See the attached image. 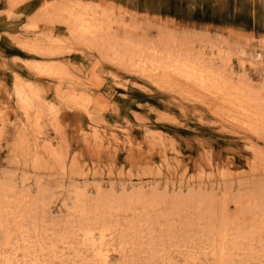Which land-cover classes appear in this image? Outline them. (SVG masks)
I'll return each instance as SVG.
<instances>
[{
	"label": "rangeland",
	"instance_id": "rangeland-1",
	"mask_svg": "<svg viewBox=\"0 0 264 264\" xmlns=\"http://www.w3.org/2000/svg\"><path fill=\"white\" fill-rule=\"evenodd\" d=\"M79 1L91 2L90 10L118 43L130 37L152 52L202 61L233 83L244 78L259 88L264 81L260 66H251L252 55L259 53L264 61V0H0V252L13 258L14 252L2 243L4 234L30 209L37 210L43 239L74 224L66 220L76 219L71 217L74 197L82 189L88 201L111 200L113 194L137 187L156 190L157 197L161 191L171 197L192 190L193 197L207 199L202 210H213L216 217L223 208L243 211L241 230L263 218V125L254 134L231 120L232 112L219 95L184 86L182 77L172 73L142 71L127 59L119 64L111 60L107 46L74 38L58 20L67 17L58 6L69 2L79 9ZM89 12L83 14L89 17ZM31 46L53 48L54 53L57 48L58 53L45 54ZM44 63L56 65L59 78L32 67ZM17 80L31 99L28 111L17 99ZM80 93L90 97L87 111L66 98L73 94L83 98ZM52 110L58 113L56 120L48 119ZM95 130L98 141L92 138ZM137 204L116 212L112 220L130 219L131 211L140 209ZM249 206L257 209L250 211ZM27 219L30 230L35 220ZM106 238L110 263L127 264L134 257L133 264H151L140 250L112 251L121 241L117 232ZM261 238L264 241L262 233ZM80 239L76 231L68 244L57 246L60 256L81 253L89 259L87 264H97ZM20 243L21 238L13 235L12 246L19 251L14 260L27 264L31 259L23 257L26 245ZM169 249L171 262L183 264L182 254L175 247ZM240 256L232 255L237 264ZM202 261L215 263L208 255L200 256L196 264ZM248 262L264 264V257L259 253Z\"/></svg>",
	"mask_w": 264,
	"mask_h": 264
},
{
	"label": "bare ground",
	"instance_id": "bare-ground-1",
	"mask_svg": "<svg viewBox=\"0 0 264 264\" xmlns=\"http://www.w3.org/2000/svg\"><path fill=\"white\" fill-rule=\"evenodd\" d=\"M10 1L15 2V0ZM78 3H80L79 9H77L74 4L69 2L60 4L58 6L59 13L61 12L67 15V17L64 16V19H60L58 17V20L59 22L65 24L74 38L85 40L87 44L89 43L88 45L98 43L103 47L107 46L109 48L107 54H110L111 60L116 61L119 64H122L125 59H127L129 60L128 63L131 65H133L135 62L134 66L140 68L142 71L149 69L155 70L158 73L162 71L163 73L167 72L170 74H175L177 77L180 76L182 77L181 80H183L182 84L184 86H192V89L194 88L196 90L199 87L204 91L202 94L219 95V101L229 106V111L232 112L230 115L233 122L235 121L241 123L240 125L243 124V126H246V128H248L254 134L255 132H258V129L260 131L259 127L262 125L264 128V122H262L264 120V81L259 88H254L253 85L247 81L248 79L246 80L244 78L243 80L233 83L228 78L226 80L223 79L221 71L213 69L205 63L202 64V61L193 62L187 57L183 56H180L182 57L180 59L179 57H174V53L172 54L169 51L165 53H162V51L152 52V50L145 47L143 43H136L130 37H128L126 40L123 39L124 41L122 43H118L114 40V37L103 28V21L97 17V13H92L91 10L94 7H90L91 2L89 3L79 1ZM89 10L92 15H90ZM88 12L90 15L89 17H87ZM83 13H86L87 16ZM55 15V20H57V14L55 13ZM83 15L86 17L84 18ZM54 16H52V18ZM101 17H103L102 14ZM56 40L57 39L54 38L53 42H56ZM36 47L42 52H45V54L58 53L57 48L55 49L56 52L54 53L52 52L54 49L51 47L50 48L52 51L47 47ZM36 47L31 46L30 48L37 51L38 49H36ZM60 47L61 46H59V48ZM240 54L242 56L245 54V51L241 49ZM229 55L230 53L228 51V55L224 58L225 61L229 60ZM251 58V66L255 68L260 66L262 75L264 77V61H261V55L258 53L256 55H252ZM240 63L241 64H239V66L242 67V59L240 60ZM44 64L45 65L43 66L36 65L32 67L47 74L48 76H59L60 73L58 72V67H55L56 65H46L47 63ZM63 67L66 68V66ZM160 78L161 77H159V79ZM161 80L164 81L165 79ZM17 81L18 84L15 88L17 99L20 101L21 105L25 106V110L28 111V109L31 107V99L28 96L29 94L26 93V89L23 88L24 86L19 80ZM178 82L180 83V81ZM161 84L167 86L168 82L164 81ZM189 93L192 95V97H195V95L192 94V91ZM81 94L83 93H80V95ZM64 96L65 94L63 97ZM81 96L84 97L79 98L73 94L70 96L68 95L66 98L70 99L74 106L79 108L82 107L85 111H87L86 106L91 101L89 100L90 97H85L86 95ZM201 101L203 102V100ZM57 115V111L52 110L49 113L48 119L56 120ZM89 117L91 118V116ZM98 137L99 135L96 133V130L93 131L92 138L97 140ZM82 186L84 187L85 185ZM77 188L79 189L81 187L76 186V190ZM149 191L150 190H148V192H144L141 188L138 189L137 187L135 191L123 190L122 193H119L120 195L118 194V196H114L115 194H113V196H111V200H107L105 197V199L97 198L99 199L97 201H90V199L88 201L86 197H84L85 192L83 189L79 190V193L76 195V197H74L76 202V205L72 210L74 215H71V217H76V219L74 218L75 220H73L72 218L68 219V221L66 220V222L71 221L74 224L68 225L66 223L67 227H65L64 230L61 229V231L57 234H53V232H51L52 234L48 233L49 236L47 239L42 238L41 234H43L42 232L44 231L40 228V226H38L39 222L36 218L37 210L34 211L33 208L27 211L25 209L27 212L21 214V216L18 217V222L16 219L12 220V222L16 221L12 224V231L4 234L5 237L2 243L4 246L10 247L11 251L14 253L11 251L10 252L14 256L13 258L11 256V258H8L7 256L9 254L6 256L3 251L0 252L1 264H14L13 262L19 264L17 262L18 258L14 260V258L17 256L16 252L18 251V247H15V245L14 247L12 246L13 235L20 237L21 243L26 245L24 247L22 244L24 249L22 248L23 250L21 254L25 258L31 259V261H29L31 264H87L89 259L81 256V253L79 255L74 252L73 257L68 258L67 256H60L57 250V246L60 244H68V239L74 237V233L76 231L77 233H80L81 245H84V247H86V249L91 252L92 258L90 260L92 262L95 261L97 264H112L110 263L111 261L109 258L110 249L104 246V241L105 239H108L106 237L109 236V234L116 232L118 233L121 241L119 243V247L111 248L112 251H125L129 248L136 251L140 250L144 254H147L146 259L149 263L151 262V264H173L169 257L170 247H175L177 253L182 254L183 264H196L197 261L200 260V256L206 257L207 255L214 257V264H237L232 255L240 256L239 252L243 253L242 256L246 257L247 259L245 258L242 260V256H240L241 260L238 264H249L248 260L255 259L259 253L264 257V241L261 240V233L264 234V217L258 220H253V228L251 226L249 229L241 230L239 227V216L243 214V211H229L227 208H223L219 217H216L213 210H209L208 212H204L202 210V203H205L207 199L205 200V198L201 197V195L200 198L193 197L194 195L192 190L191 192L189 190L188 194L186 191L185 195H182V193H175L176 195L171 193L174 195L171 197L166 196L167 192L165 191V195L162 194L161 191L160 195L162 194L163 196L159 195L158 197V192L156 193V190L154 192L153 190L150 192ZM100 193L101 192L98 194ZM96 197H93V199ZM168 201L171 203H168ZM72 202H74V200ZM193 203L197 204L194 205ZM131 204L140 205V209L136 208L138 211L133 209V211H131L130 219L124 221L122 220L123 218H120L122 222L112 220V217L114 216L113 214H117L116 212H119L120 210H129L131 208ZM192 204L193 206H191ZM162 205L169 208L166 210H163V208L159 209L158 206ZM18 206H21V204H18ZM189 207L194 208L191 211V208L189 209ZM254 209H257V207L253 206L249 208L250 211ZM6 211L8 210H5V212ZM8 213L5 215L7 216ZM70 213L71 211H68V214ZM12 214L15 213L12 212ZM252 215H255V213L252 212ZM27 216H31V218L35 220L34 222L31 221L34 223V225H32L33 227L31 226L32 228L30 230H28L29 227L26 224L28 222ZM14 217L12 215V219ZM176 219L177 222H175ZM5 221H7V219ZM130 236L134 237L135 240H132L131 242L129 240ZM198 241H203V246H200L199 243L202 242ZM13 243L15 242L13 241ZM257 246H259L258 250H262L257 251ZM7 247H5V249ZM34 247L38 248V250H35L36 248ZM64 248H66V246H64ZM70 248H72V246ZM24 260L26 259L22 260L23 263ZM134 262L135 258L131 257V259L127 261V264H133ZM199 263L206 264L205 261Z\"/></svg>",
	"mask_w": 264,
	"mask_h": 264
}]
</instances>
